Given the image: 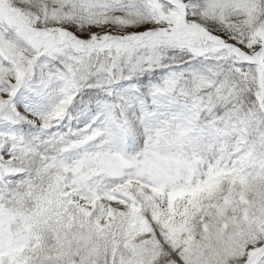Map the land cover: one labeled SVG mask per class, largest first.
<instances>
[{
    "label": "snow or ice",
    "instance_id": "1",
    "mask_svg": "<svg viewBox=\"0 0 264 264\" xmlns=\"http://www.w3.org/2000/svg\"><path fill=\"white\" fill-rule=\"evenodd\" d=\"M0 264H264V0H0Z\"/></svg>",
    "mask_w": 264,
    "mask_h": 264
}]
</instances>
